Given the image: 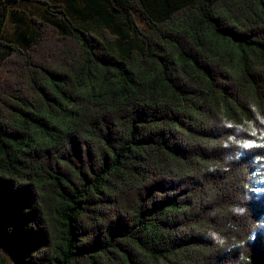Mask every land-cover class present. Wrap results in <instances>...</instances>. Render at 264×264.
Segmentation results:
<instances>
[{"label":"trees","instance_id":"obj_1","mask_svg":"<svg viewBox=\"0 0 264 264\" xmlns=\"http://www.w3.org/2000/svg\"><path fill=\"white\" fill-rule=\"evenodd\" d=\"M263 166L264 0H0V264H264Z\"/></svg>","mask_w":264,"mask_h":264},{"label":"rangeland","instance_id":"obj_2","mask_svg":"<svg viewBox=\"0 0 264 264\" xmlns=\"http://www.w3.org/2000/svg\"><path fill=\"white\" fill-rule=\"evenodd\" d=\"M30 8H32V10H34V7H33V6H31ZM6 28H7V29H11V28H12V22H11V21L7 23ZM258 176H259V180H258V182H257V185H264V166L262 167V169H260ZM0 252H1V251H0ZM1 253H2V252H1ZM2 254H3V253H2ZM9 261H10L11 264L14 263V262L11 261V260H9Z\"/></svg>","mask_w":264,"mask_h":264},{"label":"snow or ice","instance_id":"obj_3","mask_svg":"<svg viewBox=\"0 0 264 264\" xmlns=\"http://www.w3.org/2000/svg\"><path fill=\"white\" fill-rule=\"evenodd\" d=\"M247 146V145H246Z\"/></svg>","mask_w":264,"mask_h":264}]
</instances>
